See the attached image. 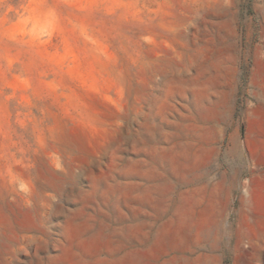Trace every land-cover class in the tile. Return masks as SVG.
I'll use <instances>...</instances> for the list:
<instances>
[{
	"label": "rangeland",
	"instance_id": "1",
	"mask_svg": "<svg viewBox=\"0 0 264 264\" xmlns=\"http://www.w3.org/2000/svg\"><path fill=\"white\" fill-rule=\"evenodd\" d=\"M264 0H0V264H264Z\"/></svg>",
	"mask_w": 264,
	"mask_h": 264
},
{
	"label": "bare ground",
	"instance_id": "2",
	"mask_svg": "<svg viewBox=\"0 0 264 264\" xmlns=\"http://www.w3.org/2000/svg\"><path fill=\"white\" fill-rule=\"evenodd\" d=\"M264 147V146H263Z\"/></svg>",
	"mask_w": 264,
	"mask_h": 264
}]
</instances>
